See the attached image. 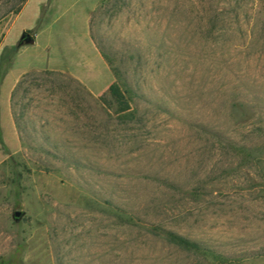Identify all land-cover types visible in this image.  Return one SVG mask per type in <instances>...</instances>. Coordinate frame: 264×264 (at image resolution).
Returning a JSON list of instances; mask_svg holds the SVG:
<instances>
[{
	"label": "rangeland",
	"instance_id": "rangeland-1",
	"mask_svg": "<svg viewBox=\"0 0 264 264\" xmlns=\"http://www.w3.org/2000/svg\"><path fill=\"white\" fill-rule=\"evenodd\" d=\"M87 1L0 20V264H264V0H93L95 95L28 74L12 119L21 27L69 24Z\"/></svg>",
	"mask_w": 264,
	"mask_h": 264
},
{
	"label": "crops",
	"instance_id": "crops-1",
	"mask_svg": "<svg viewBox=\"0 0 264 264\" xmlns=\"http://www.w3.org/2000/svg\"><path fill=\"white\" fill-rule=\"evenodd\" d=\"M68 0H62V7ZM92 1L81 5L80 13L72 16L69 24L53 27L47 24L45 27L34 29L30 32L33 37L32 43H24L16 50L11 64L6 70V98L7 112L12 119L14 109L12 102L18 90H24V78L32 74L35 80H39V73L50 72L51 76L57 75L67 79H73L81 84L85 91V96L95 95L99 83L103 78L96 65L100 68L103 60L99 52L95 51L93 39L88 29V16L92 7ZM79 16V17H77ZM38 16H34L33 21L37 23ZM79 22L80 25H78ZM23 31L31 29L30 26L21 27ZM22 31V32H23ZM65 34L75 43L80 59L73 61L65 53V48L60 42V37ZM46 35V36H45ZM30 45L31 47H26ZM96 56V63L94 57ZM97 87H96V86Z\"/></svg>",
	"mask_w": 264,
	"mask_h": 264
},
{
	"label": "trees",
	"instance_id": "trees-1",
	"mask_svg": "<svg viewBox=\"0 0 264 264\" xmlns=\"http://www.w3.org/2000/svg\"><path fill=\"white\" fill-rule=\"evenodd\" d=\"M26 0H6L3 4L0 5V20L9 14H17ZM26 32H29L27 30ZM108 91L113 96L117 103V110L119 112H125L130 109V104L127 100L125 92L121 90L120 86L116 82H112L108 86ZM165 239L177 246L184 249L197 248V244L190 241L186 237L178 235L174 232L167 231L164 234Z\"/></svg>",
	"mask_w": 264,
	"mask_h": 264
},
{
	"label": "water",
	"instance_id": "water-1",
	"mask_svg": "<svg viewBox=\"0 0 264 264\" xmlns=\"http://www.w3.org/2000/svg\"><path fill=\"white\" fill-rule=\"evenodd\" d=\"M20 43H32L33 42V37L29 32L23 31L21 36H20ZM22 211L16 210L13 214V217L15 219L19 218L22 215Z\"/></svg>",
	"mask_w": 264,
	"mask_h": 264
}]
</instances>
